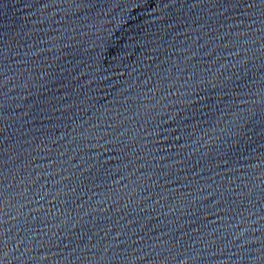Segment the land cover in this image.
Segmentation results:
<instances>
[{
  "label": "water",
  "instance_id": "obj_1",
  "mask_svg": "<svg viewBox=\"0 0 264 264\" xmlns=\"http://www.w3.org/2000/svg\"><path fill=\"white\" fill-rule=\"evenodd\" d=\"M0 264H264V0H0Z\"/></svg>",
  "mask_w": 264,
  "mask_h": 264
}]
</instances>
